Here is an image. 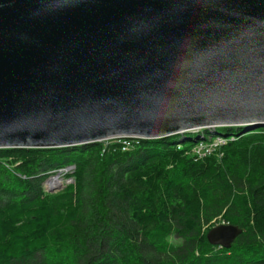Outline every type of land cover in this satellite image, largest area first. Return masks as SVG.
I'll return each mask as SVG.
<instances>
[{
    "label": "water",
    "instance_id": "water-1",
    "mask_svg": "<svg viewBox=\"0 0 264 264\" xmlns=\"http://www.w3.org/2000/svg\"><path fill=\"white\" fill-rule=\"evenodd\" d=\"M231 126L264 127V0H0V148Z\"/></svg>",
    "mask_w": 264,
    "mask_h": 264
},
{
    "label": "trees",
    "instance_id": "trees-1",
    "mask_svg": "<svg viewBox=\"0 0 264 264\" xmlns=\"http://www.w3.org/2000/svg\"><path fill=\"white\" fill-rule=\"evenodd\" d=\"M222 128L196 161L207 130L0 148V264H264V127ZM59 172L72 182L46 191ZM220 224L241 229L229 248L206 237Z\"/></svg>",
    "mask_w": 264,
    "mask_h": 264
},
{
    "label": "built area",
    "instance_id": "built-area-1",
    "mask_svg": "<svg viewBox=\"0 0 264 264\" xmlns=\"http://www.w3.org/2000/svg\"><path fill=\"white\" fill-rule=\"evenodd\" d=\"M132 139L137 140V139H141V138L136 137V136H130V137L123 136L122 137V136L117 135V136H113V137L103 139L102 141L115 140L116 142L121 144L123 150H126V149H128V147L131 146V143L133 141ZM197 141L198 142L196 143V145H194L192 148V153H193V157H194L195 161L198 159H201L207 155L214 153L219 147H221L225 143V138H223L217 134H214V135L210 134L208 136V138H206V139L200 138ZM72 169H73V166H70V167H67L66 169H64V171L70 172V171H72ZM70 182H72L71 179H69L68 183H70ZM47 183L45 185V189L49 190L50 188H49V186H47ZM55 189H56V187H55Z\"/></svg>",
    "mask_w": 264,
    "mask_h": 264
},
{
    "label": "rangeland",
    "instance_id": "rangeland-1",
    "mask_svg": "<svg viewBox=\"0 0 264 264\" xmlns=\"http://www.w3.org/2000/svg\"><path fill=\"white\" fill-rule=\"evenodd\" d=\"M240 127H242V126H240ZM218 128V132L219 133H224V132H226V129H224V128H222V127H217ZM202 129H204V128H202ZM215 129L216 128H208L207 129V131H211L212 133H210V134H212V135H214V134H217V133H215ZM197 130H194V131H188L189 133H194V132H196ZM205 130H202V131H197V132H204ZM188 132H184V133H188ZM214 132V133H213ZM248 132H250V131H248ZM248 132H244L243 134H245V133H248ZM184 133H181V135H183ZM117 136V135H116ZM119 136H128V137H130V135H124V134H122V135H119ZM113 137V136H112ZM133 140V139H132ZM198 141H194V145H196V143H197ZM54 176V177H53ZM52 178H56V179H58L59 180V183H58V186H52V185H50L49 184V182H50V179H52ZM48 182V183H47ZM69 182V179H65L64 177H63V175H61V172H59V173H56L55 175H52V176H50V177H48L46 180H45V182H44V188H45V185H46V183H47V186H50L49 188L50 189H52V191L54 192V191H56V190H59V188H62L63 186H65L67 183ZM60 186V187H59ZM52 187V188H51ZM55 187H57L56 189H55ZM46 191H49L48 189H45Z\"/></svg>",
    "mask_w": 264,
    "mask_h": 264
},
{
    "label": "bare ground",
    "instance_id": "bare-ground-1",
    "mask_svg": "<svg viewBox=\"0 0 264 264\" xmlns=\"http://www.w3.org/2000/svg\"><path fill=\"white\" fill-rule=\"evenodd\" d=\"M208 128H204V129H199V130H197V131H202V130H207ZM196 131V132H197ZM210 133H212L211 131H210ZM214 133V132H213ZM54 177V176H53ZM58 183H59V180L58 179H54V178H52V179H50V182H49V184L50 185H52V186H58ZM50 187V186H49Z\"/></svg>",
    "mask_w": 264,
    "mask_h": 264
}]
</instances>
